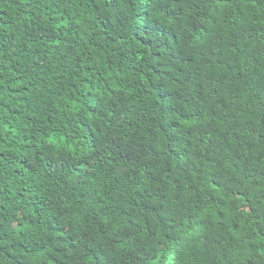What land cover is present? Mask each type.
<instances>
[{"label": "trees", "instance_id": "16d2710c", "mask_svg": "<svg viewBox=\"0 0 264 264\" xmlns=\"http://www.w3.org/2000/svg\"><path fill=\"white\" fill-rule=\"evenodd\" d=\"M0 264H264V0H0Z\"/></svg>", "mask_w": 264, "mask_h": 264}]
</instances>
